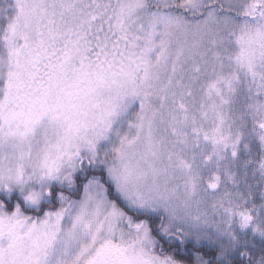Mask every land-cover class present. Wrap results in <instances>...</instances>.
Masks as SVG:
<instances>
[{"label": "snow or ice", "instance_id": "obj_1", "mask_svg": "<svg viewBox=\"0 0 264 264\" xmlns=\"http://www.w3.org/2000/svg\"><path fill=\"white\" fill-rule=\"evenodd\" d=\"M0 264H264V0H0Z\"/></svg>", "mask_w": 264, "mask_h": 264}]
</instances>
